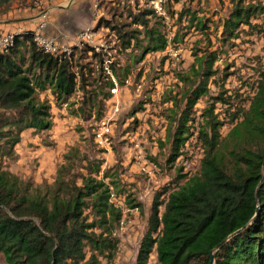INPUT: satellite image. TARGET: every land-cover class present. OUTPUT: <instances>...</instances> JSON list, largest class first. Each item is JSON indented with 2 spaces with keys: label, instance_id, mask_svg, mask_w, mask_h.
Masks as SVG:
<instances>
[{
  "label": "trees",
  "instance_id": "trees-1",
  "mask_svg": "<svg viewBox=\"0 0 264 264\" xmlns=\"http://www.w3.org/2000/svg\"><path fill=\"white\" fill-rule=\"evenodd\" d=\"M8 1L0 0V5ZM231 1L222 40L238 38L241 26L253 27L252 18L262 12L247 0ZM154 12L145 9L134 17L143 27L145 53L165 50L170 43L165 31L146 19ZM186 12L196 17L190 10L181 15ZM206 20H197L201 30ZM133 32L140 33L121 36L124 46L133 40L140 45ZM218 58V47L209 41L195 50L194 61L180 75L185 87L179 99L171 97L177 109H170L165 141H160L161 147L170 144L168 163L183 154L195 134L193 109L209 94L210 82L216 83ZM84 74L74 70L67 55L39 46L32 30L17 32L13 45L0 51V254L8 264H113L118 246L114 231L123 210L112 201L110 184L117 188L116 181L108 184L98 163L91 161L86 172H78L74 157L66 155L53 181L38 186L8 166L18 158L16 147L26 129L52 126L51 104L38 97L39 91L50 88L62 104L81 90L82 104L95 103L85 90ZM259 76L249 107L240 119L235 116L225 137L215 105L227 101L222 94L211 96L215 101L203 109L196 136L204 150L200 170L176 187L156 192L133 264H148L154 250L157 264H212V253L213 264H264V69ZM106 84L114 88L113 77L108 75ZM111 95L106 91L102 100ZM126 204L141 206L129 195Z\"/></svg>",
  "mask_w": 264,
  "mask_h": 264
},
{
  "label": "rangeland",
  "instance_id": "rangeland-1",
  "mask_svg": "<svg viewBox=\"0 0 264 264\" xmlns=\"http://www.w3.org/2000/svg\"><path fill=\"white\" fill-rule=\"evenodd\" d=\"M156 1L158 5L144 2L141 6L137 3L133 8L127 0H101V22L98 27L95 26L100 44L91 45L84 41L72 51L74 70L85 73L88 82L85 90L95 103L90 100L82 104L81 90H76L67 99L64 107L72 115L90 118V121L85 126L79 121L73 126L80 141L71 137L76 142L64 154V160L66 155L73 156L78 172H86V165L91 161L98 163L100 176L106 172L108 176L105 181L108 184L111 180L116 181L117 188L110 184L112 201L123 210V216L114 231L118 246L113 264L135 262L148 227L156 192L172 189L199 172L204 150L196 136L203 109L215 101L211 96L222 94L227 101L224 103L220 100L215 105V113L223 122L220 132L225 137L249 107L257 90L259 73L264 69V0H247L259 5L262 12L252 18L253 27L242 25L241 35L231 40L220 39L222 23L233 7L231 0ZM17 3L20 4V0H9L0 5V18L6 19L4 16H7L8 8L17 6ZM144 9L155 10L146 19H149L150 25H158L165 31L170 41L165 50L144 52L147 42L143 39V27L134 22L137 13ZM185 10L194 11L196 17L193 18L188 12L181 15ZM198 19H207L206 29L199 28ZM133 30L141 33L133 32L140 39V45L136 46L133 40L126 47L121 36ZM2 34L4 31H0ZM175 37L178 41L173 40ZM209 41L219 49L215 64L219 69L216 83L210 82L209 94L203 95L193 109L195 121L192 129L195 134L186 143L183 154L174 163H168L170 144L166 142L161 147L160 141H165L170 109H177L173 107L171 97L179 99L185 87L180 75L194 61L195 50L204 47ZM225 72L228 73L227 77L223 75ZM114 73L118 77H114ZM108 75L115 81V91L106 86ZM121 87H125V90H121ZM106 91L112 95L102 100ZM41 93L42 90L38 93L39 98ZM43 99L49 100L48 92ZM235 116L238 119L233 121ZM82 130H87V133H82ZM24 132L27 134H22L16 147L18 158L7 160L8 166L22 178L30 179L34 186L52 181L57 174V170L54 174L52 166L49 171L47 167L49 175L41 181L34 175L39 167L38 158H33L29 166L24 164L25 167H22L18 163L26 147L40 146L52 151L55 148L52 133L49 129L33 128ZM97 132L102 133V137H98ZM35 137H38L36 141ZM28 138L34 140L29 139L27 142ZM107 148H111L114 153L108 156ZM128 195L141 206L129 208L126 204ZM165 199L166 194L160 198L163 201L161 210ZM0 264H8L2 254ZM148 264H157L155 250Z\"/></svg>",
  "mask_w": 264,
  "mask_h": 264
},
{
  "label": "crops",
  "instance_id": "crops-1",
  "mask_svg": "<svg viewBox=\"0 0 264 264\" xmlns=\"http://www.w3.org/2000/svg\"><path fill=\"white\" fill-rule=\"evenodd\" d=\"M20 0V4L17 6L8 8L6 19L0 18V31L7 33L21 32L25 30H32L43 37L50 38L57 45L60 51L65 53L72 60L75 46L80 43L89 42L91 45L100 44L98 40V32L95 31V26L100 25L101 0ZM98 2V6L94 5ZM129 5L133 8L137 3L141 6L145 1L141 0H127ZM9 2V1H8ZM7 2V3H8ZM155 2L156 0H146L145 3ZM153 2V3H152ZM6 4V3H5ZM149 5V4H148ZM150 6V5H149ZM13 9V10H12ZM141 10L137 15L141 14ZM149 15L146 16V18ZM140 25V23H137ZM87 26L92 27V35L90 39H84L83 31ZM142 26V25H141ZM121 90H125V87H121ZM41 98L48 92L49 100L51 102L52 111V127L49 132L52 133V138L55 143V148L52 151L44 150L40 146L26 147L23 151V156L18 159L20 166H29L32 163L33 158H38L39 167L34 171V175L41 181L49 174L47 172L50 166L54 167V174L60 164L64 160V154L70 149L76 141H73L71 137L78 139V132H75L73 126L76 122H80L85 126V123L90 121V118L84 119L82 116L72 115L69 110L62 105H57L50 94L51 89L46 88L42 90ZM82 133L86 134L87 130H82ZM23 134H27L24 132ZM86 137V135H83ZM38 137L28 138L36 141ZM26 142V141H25ZM84 142V141H83ZM107 155L110 156L114 153L111 148H107ZM25 164V166H24ZM16 172V170H14ZM30 172V170L28 171ZM56 175V174H55ZM53 181V179H52ZM51 182V181H50Z\"/></svg>",
  "mask_w": 264,
  "mask_h": 264
},
{
  "label": "built area",
  "instance_id": "built-area-1",
  "mask_svg": "<svg viewBox=\"0 0 264 264\" xmlns=\"http://www.w3.org/2000/svg\"><path fill=\"white\" fill-rule=\"evenodd\" d=\"M94 5L97 7L98 2L96 1ZM15 32H7L2 35H0V51H7L10 46L14 43V35ZM83 37L84 39H90L92 35V27L87 26L83 31ZM35 40L37 41L38 45L44 48V50L54 53V54H65L62 51L59 50L57 45L53 42L52 39L43 37L42 35L35 32ZM66 56V54H65ZM111 90L115 91L116 88H112ZM107 129V128H106ZM98 137H102V133L97 132ZM100 140H103L102 138Z\"/></svg>",
  "mask_w": 264,
  "mask_h": 264
},
{
  "label": "water",
  "instance_id": "water-1",
  "mask_svg": "<svg viewBox=\"0 0 264 264\" xmlns=\"http://www.w3.org/2000/svg\"><path fill=\"white\" fill-rule=\"evenodd\" d=\"M222 243H223V242H222ZM222 243H220L216 248H219V247L221 246ZM211 263H212V264L214 263V256H213V253L211 254Z\"/></svg>",
  "mask_w": 264,
  "mask_h": 264
}]
</instances>
